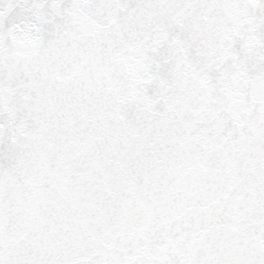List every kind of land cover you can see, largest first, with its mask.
<instances>
[{
    "label": "snow or ice",
    "instance_id": "obj_1",
    "mask_svg": "<svg viewBox=\"0 0 264 264\" xmlns=\"http://www.w3.org/2000/svg\"><path fill=\"white\" fill-rule=\"evenodd\" d=\"M0 264H264V0H0Z\"/></svg>",
    "mask_w": 264,
    "mask_h": 264
}]
</instances>
